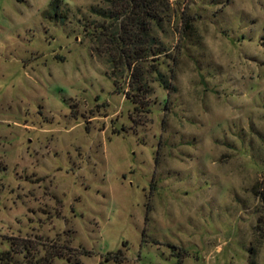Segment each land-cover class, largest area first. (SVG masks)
<instances>
[{
	"label": "rangeland",
	"instance_id": "rangeland-1",
	"mask_svg": "<svg viewBox=\"0 0 264 264\" xmlns=\"http://www.w3.org/2000/svg\"><path fill=\"white\" fill-rule=\"evenodd\" d=\"M24 245L264 264V0H0V252Z\"/></svg>",
	"mask_w": 264,
	"mask_h": 264
},
{
	"label": "trees",
	"instance_id": "trees-1",
	"mask_svg": "<svg viewBox=\"0 0 264 264\" xmlns=\"http://www.w3.org/2000/svg\"><path fill=\"white\" fill-rule=\"evenodd\" d=\"M149 16H151V15H149ZM152 20H153V18H152ZM163 83H165V82H163ZM14 252H15V254L25 253V257H27V258L30 257V249H29V247L27 245H24L21 248L19 247L17 249V251H15V250H7V251H4V252H0V264H18L13 259L14 258L13 257L14 256V254H13ZM82 253L85 254V255L89 254V252L85 251V250H82ZM51 257L62 260V258L59 255H57L56 253H53V254H51V253L48 254L47 253L46 256L44 258L40 259L38 262L40 263L41 261H44V260L49 261L51 259Z\"/></svg>",
	"mask_w": 264,
	"mask_h": 264
}]
</instances>
